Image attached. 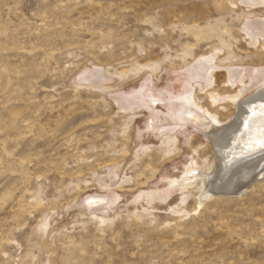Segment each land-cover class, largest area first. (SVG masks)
I'll list each match as a JSON object with an SVG mask.
<instances>
[{"label":"rangeland","instance_id":"rangeland-1","mask_svg":"<svg viewBox=\"0 0 264 264\" xmlns=\"http://www.w3.org/2000/svg\"><path fill=\"white\" fill-rule=\"evenodd\" d=\"M231 6L0 0V264H264V171L202 201L193 173L217 149L176 100L192 92L226 126L264 85V48L242 31L237 101L209 99L229 90V61L211 86L192 80L238 33Z\"/></svg>","mask_w":264,"mask_h":264},{"label":"bare ground","instance_id":"bare-ground-1","mask_svg":"<svg viewBox=\"0 0 264 264\" xmlns=\"http://www.w3.org/2000/svg\"><path fill=\"white\" fill-rule=\"evenodd\" d=\"M226 1L233 7L243 4L244 10L238 33L232 36L230 43L219 39L217 44H213L208 53L200 57L201 61L192 68L191 74L192 80H199L204 86H211L215 80L213 72L221 67V62L229 61L227 67L230 70L227 72L225 81V86H228L229 90L222 94L210 91L211 104L225 101L234 103L243 95V88L233 91L234 86L242 78L243 72L241 65L236 64L235 61L245 58L240 54L242 46L239 44L242 38L240 31L249 37L250 46L258 45L264 48V21L257 20V22L258 15L255 17L256 8L264 5V0ZM178 62L183 64L184 59ZM215 62L218 63L215 64ZM176 100L182 103L180 112L193 118L195 122H206L203 134L217 149L213 163L206 170L210 172L193 173V176L199 179L201 190H204L202 201L210 199L211 196H218L216 194L220 191L236 192L234 196L242 195L256 180V175L258 174L259 177V173L264 171V148H261L259 143L261 136L264 135V85L257 89L254 96L236 106L237 116L232 123L226 126L220 123L216 113L208 112L200 106L197 97L192 92L178 96ZM192 108H196L198 113ZM90 198L86 202L88 206L106 202L104 198ZM42 231L37 232L31 240L32 243L36 245L41 243L44 234Z\"/></svg>","mask_w":264,"mask_h":264},{"label":"water","instance_id":"water-1","mask_svg":"<svg viewBox=\"0 0 264 264\" xmlns=\"http://www.w3.org/2000/svg\"><path fill=\"white\" fill-rule=\"evenodd\" d=\"M216 195H218V196H234V195H236V192H227V193H224V192H218V194H216Z\"/></svg>","mask_w":264,"mask_h":264},{"label":"snow or ice","instance_id":"snow-or-ice-1","mask_svg":"<svg viewBox=\"0 0 264 264\" xmlns=\"http://www.w3.org/2000/svg\"><path fill=\"white\" fill-rule=\"evenodd\" d=\"M259 143H260L261 148H264V135L261 136Z\"/></svg>","mask_w":264,"mask_h":264}]
</instances>
